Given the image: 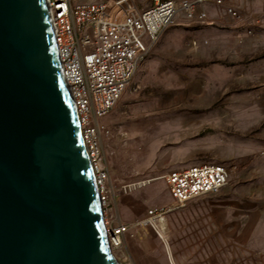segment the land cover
Instances as JSON below:
<instances>
[{
  "label": "rangeland",
  "instance_id": "374dc122",
  "mask_svg": "<svg viewBox=\"0 0 264 264\" xmlns=\"http://www.w3.org/2000/svg\"><path fill=\"white\" fill-rule=\"evenodd\" d=\"M207 9L205 21L175 17L104 116L111 180L152 179L117 195L119 213L134 223L171 208L162 227L177 264H264V0ZM204 162L229 166L225 187L240 188L174 207L164 175ZM124 249L123 264H170L150 223L134 225Z\"/></svg>",
  "mask_w": 264,
  "mask_h": 264
},
{
  "label": "water",
  "instance_id": "95a60500",
  "mask_svg": "<svg viewBox=\"0 0 264 264\" xmlns=\"http://www.w3.org/2000/svg\"><path fill=\"white\" fill-rule=\"evenodd\" d=\"M0 264H118L45 0H0Z\"/></svg>",
  "mask_w": 264,
  "mask_h": 264
},
{
  "label": "built area",
  "instance_id": "2783aa9c",
  "mask_svg": "<svg viewBox=\"0 0 264 264\" xmlns=\"http://www.w3.org/2000/svg\"><path fill=\"white\" fill-rule=\"evenodd\" d=\"M55 34L58 66L72 102L91 163L102 205L111 253L123 264L125 242L134 225L150 223L158 233L168 210L151 208L134 223L123 220L117 195L140 186L111 180L107 141L113 129L103 121L144 61L161 32L182 13L205 21L207 5L226 0H153L142 7L136 0H45ZM227 12L242 18V11L227 4ZM174 207L196 197L217 193L229 184L231 169L224 163L204 162L164 175ZM117 258H116V256ZM170 264H174L168 254Z\"/></svg>",
  "mask_w": 264,
  "mask_h": 264
},
{
  "label": "bare ground",
  "instance_id": "6f19581e",
  "mask_svg": "<svg viewBox=\"0 0 264 264\" xmlns=\"http://www.w3.org/2000/svg\"><path fill=\"white\" fill-rule=\"evenodd\" d=\"M150 180H152V179L142 180V181H140L139 183H140V185H142V184H146V183L150 182ZM168 209H170V208H168ZM163 220H164V219H163ZM162 225H163V222H162ZM162 225L160 226V229H159V231H158V234H159V236L162 238V240H163V242H164V245H165V248H166V250H167V254L170 255V258H171L172 262H173L174 264H177V263H176V260H175V258H174L173 252H172V247H171L170 241H169V239H168V236H167L166 232L163 230ZM115 256H116V255H115ZM116 258H117V256H116ZM117 259H118V258H117ZM168 259H169V258H168ZM119 264H120V263H119Z\"/></svg>",
  "mask_w": 264,
  "mask_h": 264
},
{
  "label": "crops",
  "instance_id": "0c3cea01",
  "mask_svg": "<svg viewBox=\"0 0 264 264\" xmlns=\"http://www.w3.org/2000/svg\"><path fill=\"white\" fill-rule=\"evenodd\" d=\"M235 185V184H234ZM233 184H231V185H229L228 187H224V188H222L219 192H217L216 193V195H221V194H232V193H234V192H236V190H238L240 187L238 186L237 188H234V187H236V185L234 186ZM233 189H235V191H232ZM214 218V216H213V213L212 212H210L209 214H208V216H207V219H209V221H210V219L211 218ZM206 218V217H205Z\"/></svg>",
  "mask_w": 264,
  "mask_h": 264
}]
</instances>
